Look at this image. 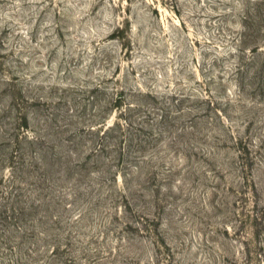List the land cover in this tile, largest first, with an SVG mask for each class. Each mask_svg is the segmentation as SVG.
Segmentation results:
<instances>
[{"label": "rangeland", "instance_id": "rangeland-1", "mask_svg": "<svg viewBox=\"0 0 264 264\" xmlns=\"http://www.w3.org/2000/svg\"><path fill=\"white\" fill-rule=\"evenodd\" d=\"M244 1L0 0V90L5 75L19 77L16 87L48 102L30 110L34 118L74 114L82 91L98 84L106 99L135 87L224 97L235 88H219L227 76L212 61L232 45L230 15ZM8 101L0 97V112ZM225 109L229 129L200 118V132L174 148L167 139L141 178L128 179L130 211L88 187L91 196L60 211L59 233L104 257L93 264H264V98L247 93Z\"/></svg>", "mask_w": 264, "mask_h": 264}, {"label": "trees", "instance_id": "trees-1", "mask_svg": "<svg viewBox=\"0 0 264 264\" xmlns=\"http://www.w3.org/2000/svg\"><path fill=\"white\" fill-rule=\"evenodd\" d=\"M230 18L235 25L232 45L212 61V67L227 76L219 88H235L224 97L135 87L116 90L106 99V90L98 84L82 91L84 105L74 99V105H81L72 109L74 114L67 110L61 115L59 109L42 115L37 110L36 119L30 110L48 102L16 87L19 77L5 75L0 97L7 95L9 101L0 112V264L101 262L104 257L84 247L75 249L70 231L59 233L65 224L60 211L91 196L88 187L97 188V198L109 197L130 211L129 199L136 190L131 193L128 179L141 178L148 158L160 153L167 139L172 148L179 146L187 133L194 135L195 127L200 132V118L214 116L229 129L225 107L243 103L247 93L264 98V0H245ZM63 101L60 97L58 105ZM89 105L93 113L87 115ZM114 112L115 122L109 124ZM34 120L37 130L30 126ZM231 132L228 138L238 147L243 140ZM119 177L122 188L117 187Z\"/></svg>", "mask_w": 264, "mask_h": 264}]
</instances>
